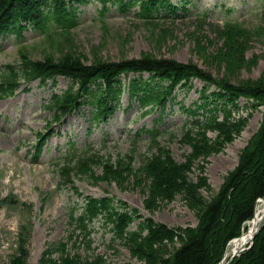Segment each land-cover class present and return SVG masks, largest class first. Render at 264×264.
Instances as JSON below:
<instances>
[{
	"label": "rangeland",
	"instance_id": "rangeland-1",
	"mask_svg": "<svg viewBox=\"0 0 264 264\" xmlns=\"http://www.w3.org/2000/svg\"><path fill=\"white\" fill-rule=\"evenodd\" d=\"M174 1L186 6L187 14L174 19L173 24L158 27L140 25L133 10L123 13L117 10L116 6L111 7L101 17L100 4L93 1L81 8L79 25L71 33L56 34L43 42L35 33H29V40L32 42L29 44L30 47L29 45L18 47L19 44H16L9 49L5 48L0 54V71L4 66L17 61L20 50L27 52L34 61L51 59L59 62L71 57L75 61L78 60L82 66L95 64L98 58L118 61L122 58L142 59L150 55L153 58L172 60L179 65L198 67L213 78L224 77L245 89L250 85L264 83V13H254L257 0H185L186 3L184 0ZM6 10L5 7L4 11ZM0 19H3V16ZM230 21L243 23V26L218 27ZM245 33H249L252 38L243 40L242 36ZM59 83V88L63 89L67 82L59 78ZM202 88L203 84L196 81L194 90L187 97L181 92L177 101L183 100L186 104H191L199 98L196 90ZM30 89L27 95H18L10 101L0 102V114L3 113V117H7L6 121L1 117L0 124L4 121L8 126L12 123L13 117L23 109L29 111L39 108L40 103L36 101L42 93L41 88L32 86ZM178 111L177 104L169 105V116ZM45 115L40 121V126L30 129L31 133L45 124L47 119ZM263 123L264 115L260 108L253 113L250 120L240 123L242 133L239 136L232 142L223 144L220 151L205 161L206 176L211 185L209 189L203 190L206 198L212 199L221 191L223 183L238 167L243 152L251 144ZM1 130L0 201L8 195H16L20 205L18 207L5 205L1 209L0 264H13L23 245L28 254L24 264H42L41 254L45 244L60 239L63 236L61 229L65 224H60L46 210L44 200L48 187V181L45 179L46 169L25 168L19 171L18 161L21 153L14 150V146L22 141L21 137L11 136L7 132L8 128L4 130L1 127ZM209 139L214 142L216 135L211 133ZM120 147L123 152L133 151L136 155H143L147 151L146 144L139 145L138 149H133L129 144ZM172 149L176 158L182 161L185 156L183 154L190 152V147L182 148L179 144H175ZM38 181L39 185H34ZM130 182L134 184V181ZM233 182L234 180L229 179L230 187L224 190L226 194L231 190ZM131 183L127 184L126 188L118 185L110 188L130 203L143 207L147 190L141 193L142 188H136ZM82 187L86 189L87 194L95 196L102 194L100 188H89L85 182L82 183ZM149 216L153 218L154 223L167 224L173 228L195 227L199 222L195 209L181 201L159 206L151 211ZM27 223L33 225V234L27 238L26 243H22V237L29 233L24 225ZM21 225L22 229L19 231ZM97 246L100 251L106 247L102 240L97 242ZM178 246L179 243L172 246L167 244L164 249L158 250L157 256H170ZM110 254L107 255L109 264H146L133 258L127 246L118 245ZM86 261L84 258L72 264H84Z\"/></svg>",
	"mask_w": 264,
	"mask_h": 264
},
{
	"label": "trees",
	"instance_id": "trees-1",
	"mask_svg": "<svg viewBox=\"0 0 264 264\" xmlns=\"http://www.w3.org/2000/svg\"><path fill=\"white\" fill-rule=\"evenodd\" d=\"M36 1L38 0H29L25 3L24 0H0V17H8L11 12L21 7L23 13L34 10ZM53 1V5L59 7L63 0ZM166 3H169L168 0H145L142 2V15L149 21L155 10L168 7L164 5ZM5 7L6 11H4ZM64 20L68 22L70 19ZM242 38L243 40L250 39L252 36L245 33ZM146 56L138 60L123 59L121 63H108L98 58L95 62V69L84 68L78 60L75 61L71 57H66L59 62L43 59L40 62H28L27 73L70 76L81 82L83 92L93 94L103 102L107 97L104 90L97 85L98 93L95 94L91 89L98 79L96 77H102V75L110 74L112 77L110 82H112L115 77L128 71L149 70L157 71L165 77L181 76V80L198 77L211 81V77L198 67L179 65L165 58ZM27 59V54H24L23 60ZM14 75L12 71L11 76ZM236 90L242 94L249 93L260 104L264 113V83L250 85L246 89L239 87ZM1 92L7 95L11 89H4ZM208 133L216 134L214 142L207 137ZM241 133L240 124H233L232 120L227 118L223 122H218L215 115L202 127L186 129L182 133L179 142L183 147H190L185 161H178L169 148L161 146L160 143H154L149 154L143 157L139 166H136L134 156L127 154L119 156L114 161L94 159L83 161L76 168H82L90 174L92 165L98 163V167L103 170V181L117 184L121 188H126L131 180L134 181V184H131L136 188H142L141 193L147 190L144 208L149 213L164 204L180 201L195 209L200 218L196 228H181L180 226L171 228L167 224H155L152 220H147L140 226L138 232H128L127 229L135 220L134 215L130 212L120 213L112 205L107 204L106 210L115 223V233L122 242L127 244L133 258L142 260L146 264H217L229 240L238 237L244 223L253 218L255 201L264 197V123L243 152L238 167L229 175L217 196L210 199L203 194V190L209 189L210 186L206 177L205 161L220 151L223 144L232 142ZM229 179L234 182L231 190L226 194L224 190L230 187ZM145 230L148 231L146 234L143 233ZM69 232L77 237V241L72 237L69 238L76 254H67L64 248L66 245L60 243L55 247L60 258L54 261L51 260L49 253L46 256L43 254L41 263L72 264L85 258L87 261L84 264H108L92 250L86 233H80L76 229H71ZM28 234L22 237V243L27 242ZM175 243H180V247H176L172 255L157 256L159 249H164L167 244L172 246ZM88 252L91 253V257L81 256V253L87 254ZM27 255L25 245H23L12 263L24 264ZM232 264H264V228L253 253L246 259H235Z\"/></svg>",
	"mask_w": 264,
	"mask_h": 264
},
{
	"label": "bare ground",
	"instance_id": "bare-ground-1",
	"mask_svg": "<svg viewBox=\"0 0 264 264\" xmlns=\"http://www.w3.org/2000/svg\"><path fill=\"white\" fill-rule=\"evenodd\" d=\"M184 3H186L185 0H184ZM164 5L171 7V8H174V6L170 3H166ZM111 80H112V77L110 74H108L107 76L102 75V77H101V82L103 84H108ZM206 177H208V176H206ZM224 184H225V182L223 183V185ZM210 187H211V185L209 186V188ZM263 198L264 197L258 198L255 201L254 211H255L256 207H257V209L255 211L253 218L249 222H247V227H246L245 231L243 232L242 238H238L234 242H230V240H229V242L226 244L224 251H223V255L221 257V260L225 261L223 264H228L229 262L234 261L235 259H240V260L246 259L248 256H250L253 253L255 246H256V243L259 240L261 232L263 231V228H264V227H262V224L264 222V220L262 221V219L264 217V200H263ZM199 220H200V218H199ZM198 224H199V222H198ZM198 224H197V226H198ZM197 226H195V228ZM171 228H173V227H171ZM256 230H258V234L254 236ZM241 233H242V231H241ZM178 247H180V246H178Z\"/></svg>",
	"mask_w": 264,
	"mask_h": 264
}]
</instances>
